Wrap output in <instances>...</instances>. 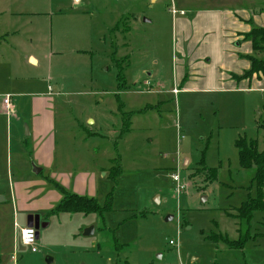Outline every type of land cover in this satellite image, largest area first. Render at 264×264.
Masks as SVG:
<instances>
[{
  "label": "rangeland",
  "instance_id": "rangeland-1",
  "mask_svg": "<svg viewBox=\"0 0 264 264\" xmlns=\"http://www.w3.org/2000/svg\"><path fill=\"white\" fill-rule=\"evenodd\" d=\"M208 2L222 4L196 5ZM172 7L0 0V264H264V212L242 227L227 215L256 196L255 168L240 167L235 142L264 151V93L182 91ZM139 110L123 130L122 111ZM63 190L102 206L111 195V210L51 214ZM31 215L35 252L15 225ZM239 229L250 235L243 249L207 238L236 241Z\"/></svg>",
  "mask_w": 264,
  "mask_h": 264
},
{
  "label": "crops",
  "instance_id": "crops-1",
  "mask_svg": "<svg viewBox=\"0 0 264 264\" xmlns=\"http://www.w3.org/2000/svg\"><path fill=\"white\" fill-rule=\"evenodd\" d=\"M197 1L171 0L174 6L185 12V15L178 17L172 15L179 40L177 51L180 52L177 60V85L182 87V91L197 90L201 93H264V77L254 76L251 80L241 81L233 78L234 74L242 75L250 68L249 61L241 57L252 53L251 42L245 40V36L253 24L264 25V5L259 2L255 5L253 0H245L246 5L249 2L248 8H242L240 3L234 6L229 5L231 2L210 0L222 4L208 6V2L205 3L208 7H201L196 5ZM28 60L38 64V59L33 55ZM185 77L187 81L183 84ZM117 94L119 109H123L124 103L120 102V93ZM139 111L143 113V110ZM52 150L55 151L54 146Z\"/></svg>",
  "mask_w": 264,
  "mask_h": 264
},
{
  "label": "trees",
  "instance_id": "trees-1",
  "mask_svg": "<svg viewBox=\"0 0 264 264\" xmlns=\"http://www.w3.org/2000/svg\"><path fill=\"white\" fill-rule=\"evenodd\" d=\"M245 40L251 42L252 53L250 55H242L244 59H247L250 63V68L242 73V75H233L236 81L251 80L254 76L264 77V25L253 27L249 33L246 34ZM187 81L186 77L183 80V84ZM126 88V87H125ZM140 113L136 111H122V122L124 123L123 130L129 131L132 126V118ZM235 147L238 151L239 164L243 170L255 168V175L252 179V183L256 188V196L251 197L246 202H242L239 207L235 209V213H227V215L235 219L238 225L249 224L252 220L253 214L256 212H264V151H260L258 148V142L256 140L247 139L246 137H240L235 142ZM110 178L116 184L117 179L120 176L121 168L119 165L113 167L110 170ZM199 171H205L199 169ZM207 181H214L217 178V169H208ZM65 193L64 198L51 211V214L69 213V214H83L100 215L103 218L104 213L111 210L112 197L107 198L105 205H100L99 202L93 197H86L76 193ZM239 239L236 241H230L227 237L214 235L207 237L215 243L222 241L226 245L232 248L243 249L244 244L250 238L249 231L243 234L242 229L238 230ZM219 237V239H217Z\"/></svg>",
  "mask_w": 264,
  "mask_h": 264
},
{
  "label": "built area",
  "instance_id": "built-area-1",
  "mask_svg": "<svg viewBox=\"0 0 264 264\" xmlns=\"http://www.w3.org/2000/svg\"><path fill=\"white\" fill-rule=\"evenodd\" d=\"M171 14L173 16H176V15H185V12L184 11H180L178 9L175 8V6L173 5L172 9H171ZM175 92H177L178 90H174ZM3 104L6 108L7 111H11L12 109V100H11V96L8 95L4 98L3 100ZM173 180L174 182H179L180 181V178L178 176V174H174L173 175ZM184 186L182 185H177L176 186V192L177 193H180L182 190H183ZM16 225V228L19 229V242L22 246L24 247H28L32 252H35L36 249H35V244H36V241H37V232H36V229L33 228V227H18V224H15ZM171 245H173L174 243L171 241L170 242Z\"/></svg>",
  "mask_w": 264,
  "mask_h": 264
},
{
  "label": "water",
  "instance_id": "water-1",
  "mask_svg": "<svg viewBox=\"0 0 264 264\" xmlns=\"http://www.w3.org/2000/svg\"><path fill=\"white\" fill-rule=\"evenodd\" d=\"M41 171H42L41 168L33 167V173L34 174H39V173H41ZM171 219H172V217H171ZM26 225L28 227H33L36 230H38L40 228V226H41V224H40V216H38V215H31V216H29ZM42 226L45 227L44 224ZM91 233H92V228L87 229L84 232V236H88ZM37 238H38V232H37Z\"/></svg>",
  "mask_w": 264,
  "mask_h": 264
}]
</instances>
